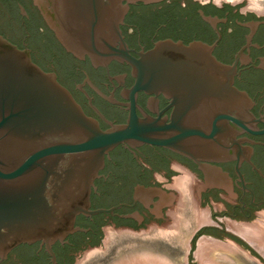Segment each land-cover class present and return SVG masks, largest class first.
Masks as SVG:
<instances>
[{
    "label": "water",
    "instance_id": "95a60500",
    "mask_svg": "<svg viewBox=\"0 0 264 264\" xmlns=\"http://www.w3.org/2000/svg\"><path fill=\"white\" fill-rule=\"evenodd\" d=\"M245 4L0 0V264H74L107 215L170 224L153 172L173 159L240 218L264 209V16Z\"/></svg>",
    "mask_w": 264,
    "mask_h": 264
},
{
    "label": "flooded vegetation",
    "instance_id": "af4514ba",
    "mask_svg": "<svg viewBox=\"0 0 264 264\" xmlns=\"http://www.w3.org/2000/svg\"><path fill=\"white\" fill-rule=\"evenodd\" d=\"M243 1L236 0L235 4L230 5L235 6ZM245 1L246 4L238 8L239 14L246 15L247 12H253V9H264V0ZM214 5L222 7L215 3ZM256 16H264V11H257ZM169 167L180 174H171L159 168L153 172V176L162 188L172 191L176 198L172 222L151 232H135L118 228L112 217L107 215L102 229V242L107 231L156 237L160 241H177L183 236L184 230L191 227L192 233L185 250L187 264H219L213 258V246L215 247L213 249L221 252L220 259L225 261L230 257L222 252L236 249L237 254L244 257V259L240 258V262L235 261L236 264H264V254L258 251V247L264 251V209L255 211L251 218H240L233 209L236 203L211 188L186 164L173 159ZM199 212L204 214L201 216ZM201 243H203V252L206 250L207 255L209 254L206 255L207 257L197 255ZM232 245H235V248H231ZM207 247L209 251L205 249ZM82 253L74 264H78Z\"/></svg>",
    "mask_w": 264,
    "mask_h": 264
},
{
    "label": "rangeland",
    "instance_id": "374dc122",
    "mask_svg": "<svg viewBox=\"0 0 264 264\" xmlns=\"http://www.w3.org/2000/svg\"><path fill=\"white\" fill-rule=\"evenodd\" d=\"M191 233L192 228L189 227L184 230L181 239L167 242L156 237L107 231L102 242L103 247L95 246L84 251L78 264H187L185 250ZM213 248L215 247H212L213 258L219 264H236L235 261L240 262V258L244 259L237 254V250H233L222 252L230 257L225 261L220 259L221 252ZM205 249L208 250V247ZM203 253L207 255L206 250Z\"/></svg>",
    "mask_w": 264,
    "mask_h": 264
},
{
    "label": "clouds",
    "instance_id": "9594fccd",
    "mask_svg": "<svg viewBox=\"0 0 264 264\" xmlns=\"http://www.w3.org/2000/svg\"><path fill=\"white\" fill-rule=\"evenodd\" d=\"M202 5H206L209 2L215 3L217 6H222V3L235 4L236 0H199ZM253 14H256L257 11H264V9H253ZM132 30L130 29V32ZM231 31V29H229Z\"/></svg>",
    "mask_w": 264,
    "mask_h": 264
},
{
    "label": "bare ground",
    "instance_id": "6f19581e",
    "mask_svg": "<svg viewBox=\"0 0 264 264\" xmlns=\"http://www.w3.org/2000/svg\"><path fill=\"white\" fill-rule=\"evenodd\" d=\"M199 213L201 214V216L204 214L203 212H199ZM199 213H198V214H199ZM200 214H199V215H200ZM201 221H202V220H201ZM233 227H235V226H233ZM237 228H238V227H237ZM234 230H235V229H234ZM237 230H238V229H237ZM239 230H240V228H239ZM247 233H248V232H247ZM252 235H253V234H252ZM207 239H208V238H207ZM249 239H250V238H249ZM201 244H202V246L199 248V251H198V254H197V255L200 256V257H203V256L205 257V255H204V253H203V243H201ZM201 244H200V245H201ZM251 244H252V243H251ZM204 246H205V245H204ZM252 246H253V244H252ZM232 247H234V246L232 245L231 248H232ZM234 248H235V247H234ZM258 248H259L258 251L260 250V252H262V254H264L263 249H261V247H258ZM235 250H236V249H235Z\"/></svg>",
    "mask_w": 264,
    "mask_h": 264
}]
</instances>
